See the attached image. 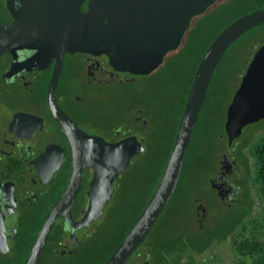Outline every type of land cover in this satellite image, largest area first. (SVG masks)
<instances>
[{"label": "water", "instance_id": "obj_1", "mask_svg": "<svg viewBox=\"0 0 264 264\" xmlns=\"http://www.w3.org/2000/svg\"><path fill=\"white\" fill-rule=\"evenodd\" d=\"M217 0H5L11 21L0 23V55L12 56L6 76L43 69L55 59L48 84L54 115L72 148V175L47 213L24 264H38L57 216L78 229L101 217L114 192V182L131 158L145 147L136 135L108 142L88 135L59 109L54 91L65 53L105 55L117 72L147 75L175 50L194 16ZM264 23V5L226 23L208 44L195 68L163 173L131 227L102 264H124L145 240L179 183L195 126L210 81L227 49L241 35ZM264 119V43L253 53L227 105L224 134L230 147L243 128ZM71 126V130L68 128ZM70 131V132H69ZM221 165L227 152L221 154ZM85 167L93 169L85 210L73 219ZM213 185V179L211 180ZM220 198L222 194L217 192ZM199 209V206L196 208ZM0 213V242L6 245Z\"/></svg>", "mask_w": 264, "mask_h": 264}, {"label": "rangeland", "instance_id": "obj_2", "mask_svg": "<svg viewBox=\"0 0 264 264\" xmlns=\"http://www.w3.org/2000/svg\"><path fill=\"white\" fill-rule=\"evenodd\" d=\"M263 5L264 0H217L203 13L192 18L180 45L165 55L158 68L147 75H137L123 84L113 83L101 87L98 92L105 97L83 107L93 111V116L100 122L110 120L117 125L126 120V127L138 129L137 137L145 149L131 158L128 168L115 180L112 198L101 217L93 224L92 231L105 221L110 222L101 238L96 235L94 251L91 247H80L75 255L64 257L48 253L41 264H100L103 261L124 225L155 189L154 179L171 144L194 64L209 36L233 17ZM7 20L8 11L5 10L4 0H0V23ZM263 43L264 23L240 37L219 62L194 130L184 172L168 206L169 212L165 214L163 211L156 222L158 229L153 239L155 243L165 236H179L186 248L190 244L206 246L202 253L195 254L194 264H230L233 261L231 236L221 242L219 240L247 213L259 208L253 180L255 159L248 147L239 152L235 144L231 151L224 134V122L227 105L242 73L255 50ZM72 91L74 94L79 92L77 89ZM138 109H142L139 114L145 125L133 121L129 116L131 111ZM223 151L230 152L236 158L237 168L231 178L234 191L231 206L222 202L211 186ZM199 202L206 209L201 224L196 216ZM149 237L138 246V252L150 256ZM177 243L175 250L181 249ZM186 259L187 256H184L182 261ZM0 264H18V261L12 259Z\"/></svg>", "mask_w": 264, "mask_h": 264}, {"label": "flooded vegetation", "instance_id": "obj_3", "mask_svg": "<svg viewBox=\"0 0 264 264\" xmlns=\"http://www.w3.org/2000/svg\"><path fill=\"white\" fill-rule=\"evenodd\" d=\"M15 5H18L17 0ZM11 20L8 13L7 22ZM11 62L9 53L0 55V213L6 238V245L0 242V263L17 259L18 264H24L44 218L71 178L72 148L66 131L54 115L53 102L48 98V84L56 60L43 69L25 70L8 77L6 72ZM135 76L113 70L105 55L65 53L54 91L55 102L78 129L88 135L103 137L108 142L128 135L138 136V129L126 127V120L117 126L110 120L100 122L93 111L83 108L105 97L98 92L101 87L123 84ZM73 89L79 92L74 94ZM141 111L133 110L129 116L143 125ZM68 128L71 130V126ZM230 149L233 151L232 145ZM236 168V158L227 151V160L223 166L219 161L212 178L213 189L216 193L220 191L221 201L228 206L234 200L231 178ZM92 174L91 167H85L81 173L80 187L70 206L75 220L85 210ZM198 206L196 216L201 224L206 209L200 202ZM95 221L74 229L57 216L38 264L43 263L48 253L63 257L75 255L92 232ZM138 255L143 257L128 259L124 264H149L148 254L138 252Z\"/></svg>", "mask_w": 264, "mask_h": 264}, {"label": "trees", "instance_id": "obj_4", "mask_svg": "<svg viewBox=\"0 0 264 264\" xmlns=\"http://www.w3.org/2000/svg\"><path fill=\"white\" fill-rule=\"evenodd\" d=\"M5 10H6V8H5ZM237 16H239V15H237ZM236 17H233L231 20H233ZM225 24L226 23L219 26L217 28V30H215L209 36L208 40L206 41L203 49L201 50V52L198 56L197 62L194 64V67H193V70L191 73V77H190V80H189L188 85H187L186 93H185V96H184L183 101H182V107H181L179 119H180V116L182 114L185 99H186V96H187V93L189 90V86H190L195 68H196V66L200 60V57H201L202 53L204 52V50L206 49V47L208 46V44L211 42V40L216 36V34L222 29V27ZM251 30H249V31H251ZM249 31H247V32H249ZM246 33H244V34H246ZM243 35H241L240 37H242ZM239 38L234 43H236L239 40ZM233 44H231V46ZM224 56H225V54L223 55V57ZM223 57L221 58V60L223 59ZM221 60H220V62H221ZM217 67H216V69H217ZM216 69H215V71H216ZM214 74H215V72H214ZM214 74H213V76H214ZM213 76H212V78H213ZM211 81H212V79H211ZM211 81H210V83H211ZM209 87H210V85H209ZM208 90H209V88H208ZM207 94H208V91H207ZM207 94H206V97H207ZM206 97H205L204 102L206 101ZM203 105H204V103H203ZM203 105H202V108H203ZM202 108H201L200 114L202 112ZM200 114H199L197 123L199 121ZM179 119H178V122H179ZM197 123H196V125H197ZM117 125H119V124H117ZM260 125H262V126H260ZM177 126H178V123H177ZM177 126L174 130L173 137L171 140V144H170L167 152L163 156L162 166H161L159 172L157 173L156 178L154 179L155 180V184H154L155 187L158 184V181H159V179L163 173L164 166H165L166 161L168 159V156L170 154ZM195 129H196V126H195ZM193 135H194V133H193ZM192 138H193V136H192ZM191 142H192V140H191ZM235 144H236L237 150L239 152H242L243 148L248 147V151L251 153V155L255 159V168H254V174H253L254 179L253 180H254L255 188L257 189V195L259 198V208H257L256 210H252L249 213H247V215L242 220H239L234 226H232L230 231L224 236V238L220 239L219 242L223 241L227 236H229V235L231 236L230 250L232 253L233 261L230 264H264V119L259 120L258 122L246 125L243 128L241 135L234 140L232 146L234 147ZM190 146H191V143H190ZM190 146H189V149H188V152L186 155L182 174L184 172L185 165L187 163V157H188V154L190 151ZM182 174H181V177H182ZM181 177H180V179H181ZM179 183H180V180H179ZM179 183H178V185H179ZM178 185L176 187V190L178 188ZM176 190H175V192H176ZM175 192H174V194H175ZM174 194H173V196H174ZM173 196L171 197L170 201L168 202L167 206L164 209L165 214H167L169 212L168 206L170 205V202H171ZM148 197H150V193L147 196V198ZM146 202L147 201H145V203L139 209V211L133 217H131L129 219L128 223L126 225H124L122 233L119 234V237H118L117 241L115 242L114 246L109 250L107 256L103 259V261L100 264H102L105 261V259L110 255V253L113 251V249L118 245V243L121 241V239L127 233L129 228L131 227L132 223L135 221V219L137 218V216L139 215V213L141 212V210L145 206ZM109 225H110V222L107 220V221H105V223L102 226L95 228L87 236V240L84 242L83 247H91V249H93L92 251H94V249L96 248V239H97L96 235L98 234L99 238H101V236L104 234V230H106ZM157 226H158V224L156 225V223H155L154 226L152 227L150 233L148 234V235H150V237L148 238L149 253H150L149 264H194L195 254L202 253L203 249L206 248V246L205 247H196L195 244H190V247L186 248L185 242H183V240L179 236H177V238H180V239H177V238H174L171 236H165L161 239H158L157 242L155 243L153 239H154L155 231L158 229ZM153 229H154V231H153ZM59 232H60V230H57V234H59ZM176 242H178L177 244L180 245L181 249L175 250ZM184 245H185V248L187 250L184 248ZM182 246H183V248H182ZM138 249L139 248H137L134 251V253H133L134 256H131V257H134L137 259H140L143 257L142 255L136 256V254L138 253ZM177 251H179V252L176 253ZM184 256H187L186 261H182V258ZM85 262H86V260H85ZM215 264H220V263H215Z\"/></svg>", "mask_w": 264, "mask_h": 264}]
</instances>
